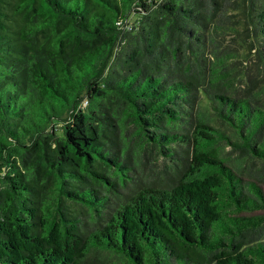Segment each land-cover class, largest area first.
<instances>
[{"label":"trees","instance_id":"trees-1","mask_svg":"<svg viewBox=\"0 0 264 264\" xmlns=\"http://www.w3.org/2000/svg\"><path fill=\"white\" fill-rule=\"evenodd\" d=\"M242 34L263 59L264 0H0V264H264V96L217 49Z\"/></svg>","mask_w":264,"mask_h":264},{"label":"rangeland","instance_id":"rangeland-1","mask_svg":"<svg viewBox=\"0 0 264 264\" xmlns=\"http://www.w3.org/2000/svg\"><path fill=\"white\" fill-rule=\"evenodd\" d=\"M229 36L220 38V46L217 49L225 55V66L228 74L227 87L228 92L233 95L243 96L247 87L250 86L252 81L254 83V92L258 97L264 96V58L258 59L256 49L257 47L250 46L251 36H245L242 34L240 38L231 40ZM253 44V43H252ZM231 45L232 47H225ZM201 104L203 105L204 113L207 115L209 122L214 125L219 131L228 134L230 138H234L231 130L226 124H221L214 115H211L212 109L208 102H205L204 97H200ZM262 100V99H260ZM264 101V100H262ZM128 130L131 135L134 136V130L132 124L128 123ZM136 136H134V139ZM224 141L225 139L222 138ZM221 154L227 158V162L237 171V173L243 178L249 177V169L258 167L259 163H252L244 155H240L238 151H235L230 144H221ZM143 163L138 168L143 173L155 170L160 165L161 160L153 152L146 150V156L142 158ZM137 174V173H136ZM263 210H253L247 214L261 213ZM121 264V262H120Z\"/></svg>","mask_w":264,"mask_h":264}]
</instances>
